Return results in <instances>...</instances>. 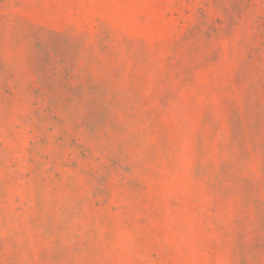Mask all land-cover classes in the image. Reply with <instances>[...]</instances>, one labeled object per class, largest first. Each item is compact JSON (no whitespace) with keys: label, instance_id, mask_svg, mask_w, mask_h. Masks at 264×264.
<instances>
[{"label":"rangeland","instance_id":"obj_1","mask_svg":"<svg viewBox=\"0 0 264 264\" xmlns=\"http://www.w3.org/2000/svg\"><path fill=\"white\" fill-rule=\"evenodd\" d=\"M0 264H264V0H0Z\"/></svg>","mask_w":264,"mask_h":264}]
</instances>
